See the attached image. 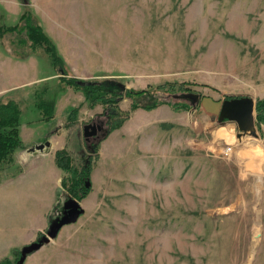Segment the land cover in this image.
Masks as SVG:
<instances>
[{
    "label": "rangeland",
    "instance_id": "rangeland-1",
    "mask_svg": "<svg viewBox=\"0 0 264 264\" xmlns=\"http://www.w3.org/2000/svg\"><path fill=\"white\" fill-rule=\"evenodd\" d=\"M0 3H20L42 24L39 12L58 52L71 62L63 57L68 77L116 79L146 90L137 98L141 105L164 101L153 109H132L134 100L124 96L116 105L90 106L81 90L61 81L44 50L35 53L26 45L22 52L34 53L37 73L30 62L0 63V79L48 76L13 93L21 109V139L43 140L61 123L72 165L81 169L90 157L92 163V189L78 201L82 213L45 240L73 198L62 185L48 227L33 242L38 245L19 261L9 252L10 264H264V123L256 112L251 128L241 131L205 103L264 97V0ZM17 22L15 14L0 13V25ZM22 35L6 32L2 45L21 51L12 42ZM55 73L58 78L49 77ZM167 82L181 88L171 95L159 88ZM41 100L59 105L54 119L44 117ZM182 101L192 107L170 104ZM110 106L129 117L107 142ZM92 123L102 129L87 139L85 126ZM14 161L1 175L13 172ZM63 177L70 183V172Z\"/></svg>",
    "mask_w": 264,
    "mask_h": 264
},
{
    "label": "crops",
    "instance_id": "crops-1",
    "mask_svg": "<svg viewBox=\"0 0 264 264\" xmlns=\"http://www.w3.org/2000/svg\"><path fill=\"white\" fill-rule=\"evenodd\" d=\"M0 4L1 14L6 16L7 13L10 16L15 14L19 20L23 10L20 3ZM38 16L42 22V26L46 30L45 22L39 12ZM1 40L3 38L0 37V63L7 62L11 65H27L30 62L32 69L37 73L39 63L34 58V53L28 54L25 57L15 56L9 48L2 45ZM60 54L65 58L66 62H70L64 53L61 52ZM68 64L71 65V62ZM46 77L48 76H36V79L31 81H21L12 77L9 80L0 79V102L2 101L1 97L6 96L9 99H13L15 91L29 85L32 87L38 83L37 81L45 80ZM49 77L58 78V75L55 73ZM68 90L69 88L66 90V93ZM50 104L53 107V114L56 115L59 105L53 102ZM140 111L137 110L135 114ZM127 122L123 128L128 130ZM136 125L137 128L142 127L141 122ZM59 127H61V123H58L50 130L43 140L38 139L32 143H25L22 138L23 147L15 154L13 172L6 171L1 176L0 223L4 221L5 225L0 224V240L2 242L0 244V263L11 257L12 254L9 255V252H13V250L18 248H24L39 239L48 227L49 216L56 209L63 187L62 181L64 175L63 169L56 162V152L67 145L66 140H64L65 137L62 138L63 133L59 132ZM113 135L114 133L108 134L104 140L108 142L109 139H112ZM41 144H44L43 149L29 151L30 148ZM121 144L123 145V143ZM121 144L116 145L120 148L119 145ZM21 217L26 218L24 222H27V224H22Z\"/></svg>",
    "mask_w": 264,
    "mask_h": 264
},
{
    "label": "trees",
    "instance_id": "trees-1",
    "mask_svg": "<svg viewBox=\"0 0 264 264\" xmlns=\"http://www.w3.org/2000/svg\"><path fill=\"white\" fill-rule=\"evenodd\" d=\"M6 32H18L22 35V38L12 42V45L18 44L19 49L21 46V51L18 48L12 49V53L18 57H25L29 54L28 50L23 51L25 45L29 46L30 51L37 52L38 50H44L51 63L59 71L61 81L75 87L77 90H81L86 98L90 102V106H95L98 103H103L105 105H116L122 100L124 96L131 97L134 101L132 102V109L143 107L145 109H153L158 106L161 102L156 101L151 104L141 105L137 101L138 96H141L146 92L145 89H132L127 88L123 83L116 79L104 78V79H91L83 80L84 84H79L78 82L82 79L70 76L68 77V67L64 61L63 56L58 52L57 46L51 37L46 33L42 24L40 23L38 17L36 18L30 9H24L21 13L18 22L15 25H10L4 27V24L0 25V37L4 38ZM159 88H166L169 94L174 95L177 89L176 84L172 82H167L159 85ZM191 93V92H188ZM228 98H232L228 97ZM170 103V102H169ZM175 109H179L182 106L185 109L192 107L187 101L170 103ZM37 106L41 109L44 117L46 119L52 118L53 107L50 103L41 100L38 102ZM113 110L111 114V119L108 123L109 134L112 130L118 128L125 122L129 117V113H122V111L117 110L118 107L110 106ZM78 112L76 108L72 109L70 117ZM256 112L257 119L259 122L264 123V97L258 98L256 101ZM20 125H21V109L18 103L14 99H9L7 101L0 102V180H1V170L3 166L10 165L15 158V153L23 147L22 139L20 137ZM97 149H95L96 151ZM56 162L57 164L66 172L71 173V181L63 177L62 185L67 187L72 193V197L77 200L84 199L92 189V182L90 178L92 163L91 157L86 160L85 165L79 169L72 165V159L66 148L57 150L56 152ZM15 254H18L19 261L20 255H23L20 249L14 250ZM20 253V254H19ZM8 259H5L0 264H10Z\"/></svg>",
    "mask_w": 264,
    "mask_h": 264
},
{
    "label": "water",
    "instance_id": "water-1",
    "mask_svg": "<svg viewBox=\"0 0 264 264\" xmlns=\"http://www.w3.org/2000/svg\"><path fill=\"white\" fill-rule=\"evenodd\" d=\"M79 84H84L83 80L78 82ZM205 103L209 105L214 115H217L220 120H229L237 123L238 128L241 131H248L254 123L256 114V100L250 95L235 96L232 98L224 100H214L212 98L205 99ZM88 128H92L93 131H88ZM97 129L101 130L102 126L100 124H87L85 126V136L95 134ZM44 144L38 145L37 147H32L29 151H34L36 149H43ZM79 200L72 198L66 202V215L61 219L55 221L50 229L49 237H45V240H49L51 237H55L59 232L60 228L71 221H74L83 209L81 208ZM37 243H33L22 250L23 254L28 248L37 246ZM15 264V263H12Z\"/></svg>",
    "mask_w": 264,
    "mask_h": 264
},
{
    "label": "flooded vegetation",
    "instance_id": "flooded-vegetation-1",
    "mask_svg": "<svg viewBox=\"0 0 264 264\" xmlns=\"http://www.w3.org/2000/svg\"><path fill=\"white\" fill-rule=\"evenodd\" d=\"M93 124H96V123H93ZM88 131H93V130H92V128H88ZM99 131H100V130L97 129V132H96L95 134L89 136L88 138H90V137H96L95 135L98 134ZM88 138H87V139H88Z\"/></svg>",
    "mask_w": 264,
    "mask_h": 264
}]
</instances>
